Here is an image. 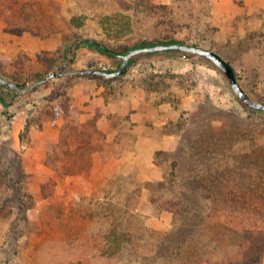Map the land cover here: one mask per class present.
Masks as SVG:
<instances>
[{
  "label": "rangeland",
  "instance_id": "obj_1",
  "mask_svg": "<svg viewBox=\"0 0 264 264\" xmlns=\"http://www.w3.org/2000/svg\"><path fill=\"white\" fill-rule=\"evenodd\" d=\"M163 32L220 54L264 102V0H0V75L46 78L76 36L121 47ZM89 68L117 69L82 49L67 70ZM68 84L78 109L144 90L143 122L84 121L81 150L55 154L68 119L46 96ZM261 198L264 112L202 56H142L121 79L66 75L0 104V264H264ZM193 239L189 261L178 247Z\"/></svg>",
  "mask_w": 264,
  "mask_h": 264
},
{
  "label": "trees",
  "instance_id": "obj_2",
  "mask_svg": "<svg viewBox=\"0 0 264 264\" xmlns=\"http://www.w3.org/2000/svg\"><path fill=\"white\" fill-rule=\"evenodd\" d=\"M109 18H107V19H109ZM76 21L78 22L79 25H81V26L84 25V22L80 21V23H79L78 18H73L72 22L74 24H76ZM131 24H132V20H130V25ZM176 43H185V42L180 40L179 38H177L171 32H163L157 38H154L151 40L150 39H141L133 45H130V46L126 45V46H121V47H115V46L109 45V44H107V43H105L99 39H96V38L76 36L67 42L65 48L62 50L60 57L62 60H69L70 58H72L75 55L77 49L83 48V49H87L91 52L97 53L99 55H102V56L110 59L111 63L114 66H116L118 69L122 63L123 55H125L126 53H128L132 49L144 48V47L154 46L157 44H176ZM172 52L173 53H180V54L186 55L187 57L194 56L191 53H185V52H182L180 50H170V51H166V52H155V53H144V54H140V55H137V56H134L133 58H131L127 70L120 77L106 78L104 76H99V75H79V76H96V77L104 79L105 81L118 80V79H121L123 76H125L128 73V69L130 67L135 66L139 63L140 57L158 55L160 53H172ZM49 61H50V63L48 64V67L51 68L55 65L56 62H59V59H50ZM99 69H102V68H99ZM111 71H114V70H111ZM13 80L18 81V78L15 77ZM68 86H70V84H68ZM68 86H65L63 88V90H61L60 92L50 93L46 96V99L48 100V102L51 103L53 109L54 110L56 109V111H57L56 113H57L58 118H60V116L63 115L66 119H68V122L62 128L61 137H60L59 142H57L55 144V148H58V152H55V154L59 153L60 150H63L64 153H67L68 150H72V148L74 146H76L77 150H81L80 145L78 144L79 142H76L75 140L77 137L76 134L78 132H80V128L85 126V123L82 120V115L85 113V111L80 110V109L75 107L74 100L72 97V93L69 90L72 86H70V87H68ZM102 95L106 98V100L108 102L110 99V96H108V95H110V94H108L107 92H103ZM18 97H19V94L17 91H15L11 88H6V87L0 86V104L4 108L10 109L11 107H13L15 104V100ZM252 110L259 111V110H255V109H252ZM262 112H264V111H262ZM6 114H7V112H6ZM97 120H98V116H95L94 119H92L89 122V125L93 128L94 132H99V130L97 129ZM28 124H30V123H28ZM71 141H73V142H71ZM211 198H212L211 196H207L206 200L210 201ZM260 205H264V198H261ZM258 214L259 213L255 214V216H258ZM262 217L263 216L261 214L258 216V219H261ZM216 219H218V218H216ZM233 219H234L233 221H235V218H233ZM220 225H222L221 221H219L216 225L215 224L210 225V223H209V226L211 228L210 231L212 232V234L209 237V241L207 240L206 242L203 243V245H205L207 243H211L210 241H213L216 237H218V236H216V233H218V226L220 227ZM259 235H260V233H259ZM194 242L195 241L193 239L190 244H184V245L182 244L178 247L180 249V255L182 254L181 249L183 247L188 249L187 251H185L184 254L188 253L187 259L189 261H191L190 259L193 258V255H192L193 247L192 246H195ZM259 245L261 246V248L264 247V243H262V242H260ZM197 257H198L197 258V260H198L197 264H198L201 259L199 260V256H197ZM183 259H184V255H183ZM230 260L231 259H229L228 261H230ZM185 263L188 264L190 262H185ZM251 263L248 262V264H251ZM181 264H183V260L181 261ZM232 264H235V263H232Z\"/></svg>",
  "mask_w": 264,
  "mask_h": 264
},
{
  "label": "water",
  "instance_id": "obj_3",
  "mask_svg": "<svg viewBox=\"0 0 264 264\" xmlns=\"http://www.w3.org/2000/svg\"><path fill=\"white\" fill-rule=\"evenodd\" d=\"M83 48L77 49L75 55L68 60L61 68L57 69L54 72H51L46 78L34 81L31 84H19L13 82L3 76L0 75V86L11 88L18 92V94H26L34 90L36 87L42 86L45 83L51 81L52 79L61 78L66 75H99L104 76L106 78H116L122 76L128 68L129 62L131 58L134 56L144 54V53H155V52H166L170 50H180L185 53H191L193 55L202 56L208 60H210L215 66H217L227 77L233 91L240 98V100L245 103L248 107L264 111V102L259 101L257 99L252 98L241 85L234 67L220 54L217 52L201 47L198 45H189L185 43H176V44H157L154 46L144 47V48H136L132 49L125 55H123L122 63L117 70L109 71L103 70L99 68H89V69H80V70H71L67 69L75 64L80 51Z\"/></svg>",
  "mask_w": 264,
  "mask_h": 264
},
{
  "label": "crops",
  "instance_id": "obj_4",
  "mask_svg": "<svg viewBox=\"0 0 264 264\" xmlns=\"http://www.w3.org/2000/svg\"><path fill=\"white\" fill-rule=\"evenodd\" d=\"M102 94L103 91L96 92L92 100L85 99L82 101V104H80L79 109L85 111V113L82 115L83 121H88L90 119H94L95 116H98L99 119L97 121V127L99 130H102L100 128V123L106 121L107 119L111 120V118L116 116L118 117L121 115L131 117V119L134 122H138V123L143 122V115L141 110L145 102L144 90H140V89L136 91L132 90L127 94H124L119 98L108 102ZM95 104H97V106ZM97 107L104 109L102 115L97 112V109H99ZM58 124L61 128L63 127V123L58 122ZM104 131L106 133L108 131H112V127L111 130L107 128ZM144 138L145 137H141V140L143 141ZM146 139H150V138L147 137Z\"/></svg>",
  "mask_w": 264,
  "mask_h": 264
}]
</instances>
